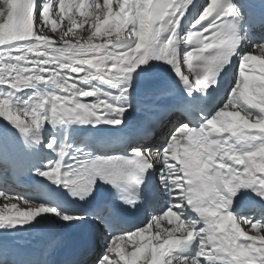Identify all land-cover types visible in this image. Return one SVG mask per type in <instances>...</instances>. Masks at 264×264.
Returning a JSON list of instances; mask_svg holds the SVG:
<instances>
[{"label":"snow or ice","instance_id":"6c2138e0","mask_svg":"<svg viewBox=\"0 0 264 264\" xmlns=\"http://www.w3.org/2000/svg\"><path fill=\"white\" fill-rule=\"evenodd\" d=\"M257 23L247 0H0V143L18 141L23 171L43 178L31 193L0 187V237L92 217V264H264ZM155 77L167 87L150 88ZM142 91L174 96L163 139L155 121L140 136L78 135L123 133ZM103 185L110 198L80 206ZM7 253L0 264H20Z\"/></svg>","mask_w":264,"mask_h":264},{"label":"bare ground","instance_id":"6f19581e","mask_svg":"<svg viewBox=\"0 0 264 264\" xmlns=\"http://www.w3.org/2000/svg\"><path fill=\"white\" fill-rule=\"evenodd\" d=\"M77 32L81 33L82 35H87V33H83L82 30L77 29ZM256 34V33H255ZM253 34L255 39H259L260 37H264L263 35L259 34ZM164 80L163 77H155L150 81L149 87L152 89H163L162 81ZM164 91L156 92V94H145L143 91L138 96V103L137 108L134 113H142L146 109L149 110V108L152 105V102L155 98L159 97L160 95H163ZM176 118L175 114L167 115L165 118H163L158 124H156V127L153 131V135L160 133L163 128L168 127L169 121H174ZM131 125L130 119H129V126ZM128 128L125 130L127 131ZM88 137V139H92L95 141L101 136L106 137H117L123 135V133H117L113 129H111L110 126L104 125V126H97L96 128H92L91 126H85L82 128V130L79 131L78 135L80 137L82 135H85ZM158 137V136H157ZM31 162V158L23 151L22 147L20 146L19 142L14 139H8L5 140V144H0V166L4 165L6 166V169H2L5 173H8L9 176H11L13 179H22V181H25L30 184V189L26 190L25 193H31L35 184L36 180H42L43 178H36L32 173L23 171L22 166L27 165ZM0 178H3V175L0 174ZM45 183H47L45 181ZM15 192H17L18 188H13ZM0 198V205L2 204ZM78 223L75 224H64L59 221L50 220V221H43L41 224L37 225L35 228L29 229L28 231L23 232H12L8 234L7 236L0 237V252L3 251V246L6 244L7 249L9 246L12 245H20L24 242H31V243H41V242H48L50 238L52 237H59L62 235H72L75 233L77 229ZM92 252H88L85 255H83L80 258H72L68 261H63V264H84L85 259L87 256L91 255ZM90 258V257H89ZM88 258V259H89ZM87 259V260H88Z\"/></svg>","mask_w":264,"mask_h":264},{"label":"rangeland","instance_id":"374dc122","mask_svg":"<svg viewBox=\"0 0 264 264\" xmlns=\"http://www.w3.org/2000/svg\"><path fill=\"white\" fill-rule=\"evenodd\" d=\"M3 123H5V122H4V121H0V124H3ZM159 139L161 140V139H163V137H162V138H161V137H158V139H156V142H157ZM4 144H5V143H4ZM1 167H3V169H6V166H4V165H2ZM1 170H2V169H0V173H1ZM2 175H4V174H2ZM1 179H2V178H1ZM10 182H11V179H10L9 177H7V175H6L5 178H3L2 180H0V184L2 185L1 187H3V188H8V189H11V190H12L13 186L11 185ZM1 202H2V204H1L0 206H2L3 203H4L3 198L1 199ZM102 245H103V242L99 244V248H100ZM93 259H94V257L92 258V261H93ZM91 264H92V263H91Z\"/></svg>","mask_w":264,"mask_h":264}]
</instances>
